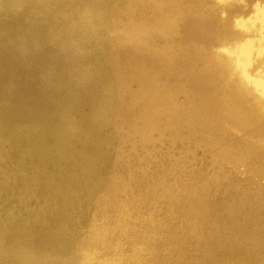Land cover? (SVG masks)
Here are the masks:
<instances>
[{"label":"rangeland","instance_id":"1","mask_svg":"<svg viewBox=\"0 0 264 264\" xmlns=\"http://www.w3.org/2000/svg\"><path fill=\"white\" fill-rule=\"evenodd\" d=\"M262 7L0 0V264H264Z\"/></svg>","mask_w":264,"mask_h":264},{"label":"bare ground","instance_id":"2","mask_svg":"<svg viewBox=\"0 0 264 264\" xmlns=\"http://www.w3.org/2000/svg\"><path fill=\"white\" fill-rule=\"evenodd\" d=\"M257 7V6H256ZM257 9V8H256ZM254 11V10H253ZM256 12L259 14V16L260 17H262V19L264 18V7H262V8H258L257 10H256ZM254 15V14H253ZM256 18V17H255ZM253 21V20H252ZM251 21V22H252ZM255 21H256V19H255ZM257 22V21H256ZM259 22V21H258ZM238 23V22H237ZM253 24H255V23H253ZM256 25V24H255ZM245 26V25H244ZM258 26H259V24H258ZM261 35V34H260ZM259 36V35H258ZM246 43V42H245ZM258 43V42H257ZM240 45V44H239ZM262 49H264V36L260 39V41H259V47H257V50L258 51H262ZM231 52V51H230ZM250 52H251V46L249 45V44H245V45H241L240 46V48H238L237 49V56H238V58L240 59V62L241 61H245V60H247V58H248V56H249V54H250ZM228 54V53H227ZM231 54H232V52H231ZM234 59H235V57H234ZM233 60V59H232ZM237 60V59H236ZM236 62L234 61V64H235ZM235 66V65H234ZM237 66H235V68H236ZM241 67V66H240ZM238 70V69H237ZM241 71V70H240ZM239 73H241V72H239ZM258 73V72H257ZM245 74V73H244ZM256 74V73H255ZM260 74V73H259ZM262 74V73H261ZM260 74V75H261ZM241 75V74H240ZM248 75V74H247ZM262 76V75H261ZM242 77V76H241ZM259 77V76H258ZM263 79H260L258 82H259V84L262 86V87H264V74H263ZM248 78H251V76H249ZM254 78V77H253ZM256 78V77H255ZM243 79H244V77H243ZM245 79H247V76L245 77ZM252 79V78H251ZM258 79V78H257ZM255 81H257V80H255ZM254 81V82H255ZM248 82V81H247ZM251 82V81H250ZM253 82V81H252ZM257 82V83H258ZM251 84V83H250ZM252 85V84H251ZM254 86H256V83L255 84H253ZM252 85V86H253ZM253 86V87H254ZM259 87V86H258ZM256 88V87H255ZM259 90V89H258ZM264 90V89H263ZM263 90H261V91H263ZM257 91V90H256ZM258 92V91H257ZM259 92H260V90H259ZM258 92V93H259ZM262 93V92H261ZM260 93V94H261ZM259 94V95H260ZM263 95V94H262ZM264 97V96H263Z\"/></svg>","mask_w":264,"mask_h":264}]
</instances>
